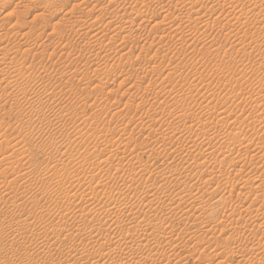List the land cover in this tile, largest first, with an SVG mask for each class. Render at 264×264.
I'll use <instances>...</instances> for the list:
<instances>
[{
	"label": "rangeland",
	"instance_id": "rangeland-1",
	"mask_svg": "<svg viewBox=\"0 0 264 264\" xmlns=\"http://www.w3.org/2000/svg\"><path fill=\"white\" fill-rule=\"evenodd\" d=\"M0 264H264V0H0Z\"/></svg>",
	"mask_w": 264,
	"mask_h": 264
},
{
	"label": "bare ground",
	"instance_id": "bare-ground-1",
	"mask_svg": "<svg viewBox=\"0 0 264 264\" xmlns=\"http://www.w3.org/2000/svg\"><path fill=\"white\" fill-rule=\"evenodd\" d=\"M76 261V260H75ZM79 262V261H78ZM77 263V262H76Z\"/></svg>",
	"mask_w": 264,
	"mask_h": 264
}]
</instances>
